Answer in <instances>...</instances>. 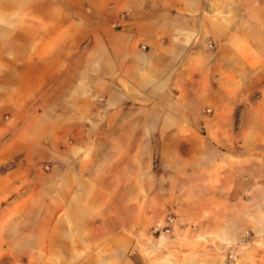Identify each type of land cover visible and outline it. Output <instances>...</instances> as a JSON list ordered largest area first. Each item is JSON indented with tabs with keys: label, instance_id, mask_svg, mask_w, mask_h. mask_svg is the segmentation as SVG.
Listing matches in <instances>:
<instances>
[{
	"label": "crops",
	"instance_id": "1",
	"mask_svg": "<svg viewBox=\"0 0 264 264\" xmlns=\"http://www.w3.org/2000/svg\"><path fill=\"white\" fill-rule=\"evenodd\" d=\"M214 1L0 0V20L7 22L4 27L8 29L0 32V36H16L17 29H21L19 21H25L26 36L37 27L39 35L58 37L75 34L73 30L77 27L84 28L85 37L70 44V49L90 52V67L104 63L108 69L104 82H97L106 86L107 115L137 116V131L156 132V147L151 145L152 149L156 148V196L169 197L172 211L183 217L173 223L171 232L148 237L156 246L153 264H225L226 260L218 252V246H211V253L206 251L207 244H224V240L198 239L206 237L207 232L210 234L211 229H217L218 233L226 226L224 210L217 209L224 205L219 198L225 195L224 162L218 157L217 149L209 146V141L198 142L197 146H187L185 141L186 133L199 132L203 127L192 119L214 90V67L225 58L215 57L216 54L240 50L235 47L241 35L239 28L224 18L214 17ZM76 5H87V11L80 13ZM219 37L223 38L222 45ZM228 40L233 42L229 45L225 43ZM41 46L27 47L28 58L19 63L21 67L45 69L35 72L36 76L24 74L25 79H34L32 87L19 98L29 101L27 106L48 91L50 79L46 69L50 59ZM9 62L10 66L18 64L14 60ZM56 66L61 69L65 65L58 62ZM10 80L15 91L7 99L2 95L0 75V147L4 142L0 163L11 157V140L14 142L15 138H5L18 125L17 79L14 82L12 76ZM130 100L136 102L135 108L126 106ZM25 114L31 116V121L25 119L22 124L28 132L23 145L31 148L33 112ZM48 115H55L59 122L64 111L59 105L50 111L42 108L36 117L44 120ZM44 124L49 127L50 122ZM60 125L56 123V131L63 132V124ZM109 128L128 132L133 127L122 121ZM110 143L111 148L121 149L120 153L111 152V159L120 154V166L112 169L117 173L115 179H139L143 165L139 169L136 156L145 147L144 141L137 139L130 145L128 139H121ZM132 147L138 150L130 151ZM130 154L134 155V161L129 165L125 161ZM113 162L116 160L112 159ZM43 176L57 181V204L55 211L47 210L33 228L36 199L32 172L0 171V264H149L145 257L148 252L129 250L130 241L134 239L132 244L143 245L144 237L136 236L138 241L129 238L130 225L123 217L110 220L113 196L127 197L128 184L116 188L108 182L98 185V181L107 178L94 172H73L69 176L45 172ZM66 194L73 196L67 209ZM178 197H182L184 209L177 207ZM214 204L220 219L216 214L218 219H209ZM195 206L198 212L193 214ZM157 211H160L158 205L156 220L160 219ZM137 226L134 223L131 229ZM161 244L166 248L162 247L159 253Z\"/></svg>",
	"mask_w": 264,
	"mask_h": 264
},
{
	"label": "rangeland",
	"instance_id": "2",
	"mask_svg": "<svg viewBox=\"0 0 264 264\" xmlns=\"http://www.w3.org/2000/svg\"><path fill=\"white\" fill-rule=\"evenodd\" d=\"M77 8L80 13L87 11V5ZM212 9L214 17L219 16L231 22L230 24L239 28L241 35L235 44L240 49L238 53L226 51L223 54L219 51L216 54L215 57L225 58L220 59L219 66L214 67V90L209 94L208 100L202 102L192 119L195 123L203 124V127L199 132L186 133L187 146H197L198 142L209 141V146L217 149L218 157L224 162L222 176L225 195L219 196L224 205L218 208L217 204L212 205L214 211L208 216L212 220L218 217L220 219L215 209L224 210L222 216L226 226L219 229L218 233L217 229H211L210 234L207 232L206 237L198 239L224 240V244H207L209 248L206 251L211 253L210 247L218 246V252L226 259L225 264H264V0H215ZM18 24L21 29H17L16 36H0L2 95L7 99L13 96L15 88L10 82V77L13 76L14 82L17 79L18 118L16 129L5 138H15L14 142L11 140V157L0 163V171L32 172L33 197L36 199L33 228L38 225L36 221L40 220L42 214L46 215L47 210L50 212L56 209L57 181L44 179L45 172H60L66 176L73 172H94L101 178H107V181H98V185L108 182L116 188L128 184L130 192L127 197L113 196L110 220L113 222L121 217L128 220L129 238L135 237L138 241L144 237L143 245L132 244L134 239L130 241L129 250L148 252L145 256L147 262L153 264L156 246L148 237L156 234L153 232L154 225L164 222L168 216H173L177 222L183 217L172 211L169 197L156 196V148L151 147L152 144L156 147V132L145 134L137 131V116L126 118L124 115H107L106 86L97 82H104L108 69L104 63L90 67V52H74L70 49V44L76 41L78 43L80 38L85 37L84 28L77 27L73 30L75 34L58 37L39 35L37 27L32 32L29 31L32 34L26 36L25 21H19ZM4 26H7V22L0 20L1 33L4 29L8 30ZM222 39L218 38L221 45ZM232 42L233 40H228L225 43L230 45ZM33 45H42V52L50 59V65L46 69L50 82L47 93L42 98L32 100L31 105L27 106L29 101L19 98L25 95L28 87H32L34 79H25L24 74L36 76L35 72L38 74L41 70L45 71L39 67L19 66L20 61L28 58L26 48ZM10 60L17 61V66H10ZM58 62L64 63V68H57ZM57 105L64 111L61 121L59 119L57 122L55 115H48V119L44 120L36 117L40 109L50 111L56 109ZM134 105L136 102L133 100L126 104L128 109L135 108ZM28 109L33 112L31 148L23 145L28 132L22 124L25 119L31 121V116L25 114L29 112ZM122 121L133 128L128 132L109 128L111 124ZM47 122H50L49 127L44 124ZM56 123L60 127V123L63 124V132L56 131ZM224 125L225 128H222ZM121 139H128L130 145L137 139L144 141L145 147L139 149L141 154L136 156L139 169L143 165L139 179H115L117 173L112 172V169L120 166V154L117 158H112L116 162L111 163V152L120 153L121 149L111 148L110 142ZM0 149L4 150V142ZM129 150L136 152L138 148L132 147ZM133 161L134 155L130 154L125 162L130 165ZM66 182L72 183L71 180ZM119 198L125 202L117 200ZM181 198H177V207L182 206L184 209L185 203ZM72 199V195H65L66 209L72 204ZM156 205L160 208L157 211L160 216L158 220ZM192 211L196 214L198 207L195 206ZM134 223L138 226L131 229ZM162 247L166 248L161 244L157 252L162 253ZM193 247L195 250L199 249L198 245L194 244Z\"/></svg>",
	"mask_w": 264,
	"mask_h": 264
},
{
	"label": "built area",
	"instance_id": "3",
	"mask_svg": "<svg viewBox=\"0 0 264 264\" xmlns=\"http://www.w3.org/2000/svg\"><path fill=\"white\" fill-rule=\"evenodd\" d=\"M174 222L175 218L173 216H168L164 222L154 225L153 232L156 234L169 233Z\"/></svg>",
	"mask_w": 264,
	"mask_h": 264
}]
</instances>
